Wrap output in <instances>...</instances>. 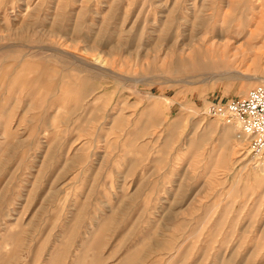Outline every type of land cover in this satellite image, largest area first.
I'll return each mask as SVG.
<instances>
[{"label": "rangeland", "instance_id": "rangeland-1", "mask_svg": "<svg viewBox=\"0 0 264 264\" xmlns=\"http://www.w3.org/2000/svg\"><path fill=\"white\" fill-rule=\"evenodd\" d=\"M224 13L264 0H0V264H264V155L204 113L264 82Z\"/></svg>", "mask_w": 264, "mask_h": 264}, {"label": "built area", "instance_id": "built-area-1", "mask_svg": "<svg viewBox=\"0 0 264 264\" xmlns=\"http://www.w3.org/2000/svg\"><path fill=\"white\" fill-rule=\"evenodd\" d=\"M204 113L227 123L236 122L241 136L250 141L248 147L252 156L259 160L264 155V82L251 88L243 97L225 103H210Z\"/></svg>", "mask_w": 264, "mask_h": 264}, {"label": "bare ground", "instance_id": "bare-ground-1", "mask_svg": "<svg viewBox=\"0 0 264 264\" xmlns=\"http://www.w3.org/2000/svg\"><path fill=\"white\" fill-rule=\"evenodd\" d=\"M258 16L262 17L263 12L260 11ZM257 19L259 18L255 15L246 19L240 18L238 21L234 22L235 20L232 16L228 13H224L221 21L218 22L219 24L217 23L204 31L200 41L202 44L204 43L209 47L217 46L219 49L229 48L240 54L250 52L252 48H257L259 42L262 44L260 48H264V24L261 21H257ZM219 119L227 125L235 126L238 130L239 138L244 137L241 136V130L236 122L232 121L227 123L222 118Z\"/></svg>", "mask_w": 264, "mask_h": 264}, {"label": "crops", "instance_id": "crops-1", "mask_svg": "<svg viewBox=\"0 0 264 264\" xmlns=\"http://www.w3.org/2000/svg\"><path fill=\"white\" fill-rule=\"evenodd\" d=\"M261 163H262V168L264 167V156H263V158H262V160H261Z\"/></svg>", "mask_w": 264, "mask_h": 264}]
</instances>
